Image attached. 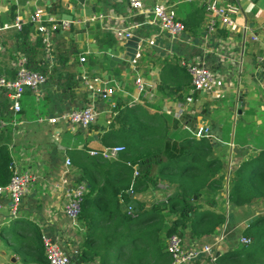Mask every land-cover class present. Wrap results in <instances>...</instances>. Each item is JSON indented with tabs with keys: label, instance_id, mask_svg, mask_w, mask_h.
<instances>
[{
	"label": "crops",
	"instance_id": "1",
	"mask_svg": "<svg viewBox=\"0 0 264 264\" xmlns=\"http://www.w3.org/2000/svg\"><path fill=\"white\" fill-rule=\"evenodd\" d=\"M76 1L78 0H20L17 4L14 0H0V72L7 77L15 75L18 61L25 55L23 48L26 41L17 37L18 30L4 28V25L11 23L17 14L27 18L39 8L46 17L50 15L57 20L68 19L67 14H72V19L78 18L81 11L88 10L92 14L84 16L99 14L105 16L93 23L74 24L69 30L56 31L52 40L54 47L52 61L47 58L43 46L34 47L40 38L34 26L31 27L27 39L31 49L34 48L31 64L38 68L43 67L48 76L63 73L64 87L57 89L49 82L42 84L40 88L42 96L39 100L34 99L36 119L30 120L24 114L21 117L17 115L20 123L12 133V142L9 145L13 162L19 170H29L39 177L31 191L23 198L18 217L10 216V202L7 197L0 195V247L3 248L4 240H7L9 246L16 247L15 250H10L9 246L5 245L6 249H0V264H41L34 255L33 240L37 230L34 226L39 229L42 236L48 234L56 240L61 235L63 238L59 241L70 254L78 251L82 234L85 232L84 226L79 221L77 224L73 223L64 215L63 194L60 190H53L52 184L65 158L70 157L69 151L85 147L89 148L88 150L100 149L105 146L100 138L108 128V119L112 117L108 115L107 110L110 109L112 102L118 101V98H127L129 106L138 107L146 112L148 117L166 114L169 118H178L177 115L181 114L182 120L187 113L195 114L194 116L201 119L200 112H207L216 123V132L221 134V140L214 144L210 137L208 138L216 149L214 157H224L227 162L226 190L232 173L245 160L264 151V47L251 38L264 24V0H220L225 7L232 6L236 9L237 26L232 29H221L220 34L223 38L220 41L234 52L238 58L237 63L223 61L217 55L205 51L209 44L208 47L215 46L216 40L213 35L208 38L209 40L205 37L208 15L204 0H143L142 11L134 10L129 0H85L82 10L76 5ZM158 3L165 4L183 23L187 20L202 19V30L198 35L185 31L180 39L172 40L151 21V11ZM12 6H15L14 16ZM113 16L125 17L130 23L137 24L138 27L133 29L134 35L125 38L113 34L109 30ZM134 38L138 39L134 40L138 47L137 54L134 59L129 57L125 60L126 44ZM206 40L208 43L205 44ZM122 48L120 61L112 63V52ZM82 54L86 56L84 62L80 61ZM183 60L203 62L208 69L215 72L216 92L194 91L191 75L181 65ZM179 72L181 76L186 73V76L177 78ZM84 73L90 77L99 76L103 80L102 86L109 85L115 88V92L107 97L109 99L97 97L96 106L101 113L96 122L87 131L79 130L67 122L57 125L39 122L37 119L41 115L58 114L88 105L89 97L82 81ZM137 77L143 78L145 92L140 93L135 88ZM26 94L35 97L30 90L22 97ZM189 97L193 99L188 101ZM236 97L243 102L239 107H236L238 102ZM7 98L8 104L5 102ZM11 104L10 97L0 93V107L9 112L7 118L12 116ZM183 124L195 136L194 131ZM190 124L195 126L194 120ZM209 124L210 122H207L206 126ZM202 126L203 123L198 124V128ZM224 147H227L226 154L222 150ZM158 168L155 167V172ZM75 177L76 174L73 173L72 180ZM102 184L103 180L100 181V186ZM165 190L170 189L149 183L141 186L139 193H132L135 194L139 206L140 202L165 203V197L168 195L164 194ZM224 197L227 200V192ZM128 208L124 205V210ZM248 213L252 215L250 219L264 214V201L251 205ZM227 214L229 216V212ZM250 219L230 222L228 217L225 229L231 225L230 229H236L240 233ZM64 221L66 223H63ZM10 223L19 224L18 228L23 227L30 231L18 232L29 245H18L21 238L13 239L8 235L6 226ZM109 228L110 225L105 223L104 216L99 215V235L109 234ZM72 232L79 234L78 242L73 239ZM217 235L199 240L212 243ZM188 237L195 238L191 234ZM75 244H79L77 248ZM97 245L98 243L93 246ZM234 246L236 244L232 238H227L224 244L219 246L218 252L221 254ZM116 249L117 245L114 247V250ZM78 252L81 253V249ZM74 261L78 262V254ZM79 264H100V257L97 255L86 257V260ZM196 264L211 263L207 258H202Z\"/></svg>",
	"mask_w": 264,
	"mask_h": 264
},
{
	"label": "trees",
	"instance_id": "2",
	"mask_svg": "<svg viewBox=\"0 0 264 264\" xmlns=\"http://www.w3.org/2000/svg\"><path fill=\"white\" fill-rule=\"evenodd\" d=\"M14 7L11 8L13 16ZM202 22V19L187 20L184 23L186 31L198 35ZM31 27V24L26 25L16 35L26 41L23 51L28 57V66L43 71V67L31 64L34 48L31 49L27 42ZM34 47L42 48L41 39ZM176 76L179 78L180 72ZM34 99L28 94L22 97L19 117L24 114L30 120L36 119ZM5 102L9 103L8 98ZM160 115L148 117L138 107L129 106L127 98H118L114 115L108 119V128L100 140L105 146L124 147L119 160L92 156L87 147L69 151L76 174L74 180L84 182L87 188L79 216L85 232L75 264L94 255L100 257V264H171V256L166 250L170 234L189 232L198 239L212 237L221 232L228 217L230 222L248 220L252 217L248 214L250 206L264 201V151L245 160L232 173L226 190L227 162L224 157H214L216 149L210 139H196L182 120ZM0 116L7 118L9 112L0 107ZM11 142V128H0V185L8 184L13 173ZM222 150L227 153V147ZM129 163L138 167V176L134 175V168ZM159 181L170 189L165 203L140 202L138 209L132 208L130 212V191L139 193L141 186ZM174 191H177L175 196L172 195ZM226 192L228 201L224 197ZM124 205L129 207L128 210H124ZM99 215L110 225V233L105 236L98 233ZM34 227L37 229L33 240L34 255L41 264H49L42 234ZM16 229L20 233L30 232L23 227ZM240 234L249 237L251 243L236 244L219 254L218 263L264 264V216L254 218ZM20 238L18 245H29L21 235ZM96 243L98 245L94 247Z\"/></svg>",
	"mask_w": 264,
	"mask_h": 264
},
{
	"label": "built area",
	"instance_id": "3",
	"mask_svg": "<svg viewBox=\"0 0 264 264\" xmlns=\"http://www.w3.org/2000/svg\"><path fill=\"white\" fill-rule=\"evenodd\" d=\"M19 3L20 0H14ZM130 6L134 10H144L143 0H129ZM77 2V3H76ZM76 5L78 1H76ZM205 9L208 15V21L204 30L205 37L208 39L211 35L216 40V45L213 47H206L205 51L217 55L223 61L238 62V58L234 52L230 50L229 46L221 43L220 39L223 37L220 34L221 29H232L236 27V9L232 6H224L220 0H204ZM151 21L158 25L160 31L169 35L172 40H178L186 31L185 25L182 21L163 4L158 3L154 6ZM46 15L42 10L37 8L33 14L25 18L21 14H17L11 23L4 25V28H14L22 31L28 24L34 26L38 37L41 39L42 46L47 54V58L52 61L54 59V47L52 44L53 36L56 31L69 30L72 25H85L89 22L93 23L99 19L104 18L103 14L94 16H80L71 20L60 19L57 20L52 16ZM109 18H111L109 16ZM138 27L137 24L130 23L127 18L112 17V23L109 30L115 34L125 38H130L134 35L133 29ZM264 24L257 29V32L252 34V40L257 41L264 47ZM209 40V39H208ZM206 40L205 44L208 43ZM28 57L23 55L18 61L15 76L13 78L0 74V93L6 94L11 99L12 116L10 118L0 117V128L10 127L13 133L20 121L17 118L21 111V99L23 94L30 90L34 94L36 100L42 96L41 85L48 80V74L41 70H34L27 64ZM80 61H86L85 55H80ZM188 73L191 75V82L194 91L199 92H216L217 75L212 70L208 69L203 62L185 61L181 62ZM50 67V66H49ZM83 84L89 97L88 105L80 109H71L53 115H41L38 117L39 122L48 123L50 125H57L61 122H67L71 126L79 130L87 131L97 120L101 111L96 106L97 97L104 100L109 99L108 96L115 92V88L109 85L102 86L103 80L99 76L90 77L86 73L82 76ZM135 88L138 92H145L144 80L137 77L135 80ZM193 98L189 97L187 100L191 101ZM116 108V103L112 102L110 109L107 110L109 116H113ZM182 113V112H181ZM181 114L177 117L180 118ZM205 130V131H204ZM207 129L200 128L195 136L202 137V133ZM124 150L123 146H104L100 149H90L88 153L92 156L101 155L105 159L119 160L120 153ZM134 168V175H139V170L136 165L128 164ZM74 167L70 157H66L63 165L59 170L57 179L55 178L52 189L61 191L65 200L63 213L73 223L77 224L81 214L85 195L87 193L86 184L84 182L77 183L72 180ZM38 175L29 171H21L14 164L13 173L8 184L0 185V195L8 198L10 202V216L18 217L19 208L23 198L31 191L34 184L38 180ZM132 192V190H131ZM132 208L130 207V212ZM15 219V218H13ZM224 229L216 236L214 242L204 243L197 238L188 239L183 234L172 233L167 237L166 250L171 256V264H196L200 259L207 258L211 264L218 263V255L220 252L219 246L226 240ZM42 241L45 247V252L49 264H75L74 259L77 257L78 251L75 254H70L66 249L58 243L53 237L48 234H43ZM251 239L247 236H240V244L249 245ZM75 256V258H73Z\"/></svg>",
	"mask_w": 264,
	"mask_h": 264
},
{
	"label": "water",
	"instance_id": "4",
	"mask_svg": "<svg viewBox=\"0 0 264 264\" xmlns=\"http://www.w3.org/2000/svg\"><path fill=\"white\" fill-rule=\"evenodd\" d=\"M84 2L85 0H78V4L77 6L82 10L84 9ZM94 12V11H93ZM85 14H92L91 11H86V12H82L81 11V16H84ZM66 18L68 19H72V14H67ZM85 29V26L83 27ZM134 40H137V38H134L133 40H129L126 44V57H125V60H127L129 57H131V59H134L135 58V55L137 54V51H138V47L137 45L134 43ZM123 51V48L120 49L119 51H116L115 52H112L113 54V57H112V63H114V61H120V54L121 52ZM64 75L63 73H59L57 74L56 76L50 74L48 76V80L47 82H49L50 84H52V86H55L57 89H60L61 86L64 87ZM66 86V85H65ZM63 92H64V89H62ZM236 99L238 100V102H236L237 106L236 107H239L241 104H243V102H241V100H239V97H236ZM195 114H188L185 113L184 116H183V119H182V122L185 123L191 130L194 131V133L198 132L200 130V128H198V124L199 123H203V128L204 129H207V133L203 131V135L202 136H207V137H210L212 143L214 144L215 142H218L219 140H221V137H220V132H216V123L210 118V116H208V113L205 112V111H202L200 112V118L201 119H198L197 116H194ZM194 120V124L195 126L191 125L190 122ZM201 120V122H200ZM207 122H210L209 126L207 125L206 126V123ZM131 193V201H130V206L131 208L133 209H138V201L135 200V194ZM177 193H174L173 196H175ZM254 219H250L249 221H247V225H249V223L251 221H253ZM226 224L223 226L225 228ZM73 258H75V256H73Z\"/></svg>",
	"mask_w": 264,
	"mask_h": 264
},
{
	"label": "rangeland",
	"instance_id": "5",
	"mask_svg": "<svg viewBox=\"0 0 264 264\" xmlns=\"http://www.w3.org/2000/svg\"><path fill=\"white\" fill-rule=\"evenodd\" d=\"M179 120H181V118H179ZM159 187H162V188H168V185H166V184H164L162 181H159V182H157L156 183ZM169 192V190H165L164 191V194H167ZM174 193H177V191H174ZM173 193V194H174ZM169 194V193H168ZM172 194V195H173ZM166 198V197H165ZM228 201V200H227ZM228 208H227V204H226V211L227 212H229L228 210H227ZM239 214V213H238ZM241 214V213H240ZM249 214V213H248ZM250 215V214H249ZM258 216H264V214H262V215H258ZM237 218V217H236ZM63 223H66V221H64ZM19 225V224H18ZM17 224H13V223H10L8 226H6V228L8 229V235H10V237H12L13 239H19V234H18V232H19V229H16V227L18 226ZM233 225V224H232ZM230 227H231V225L229 226L228 225V227H227V229H225L224 227H223V229L225 230L224 231V235L226 236L225 238L227 239V238H232V240L234 241V244H239L240 243V236H241V234L239 233V232H237V230L236 229H230ZM18 228V227H17ZM188 233V234H187ZM187 233H184V236H186V238L188 237V235L190 234L189 232H187ZM71 235H72V237H73V239H76L77 240V242L80 240L79 239V234L77 235L75 232H72L71 233ZM62 236L60 235L59 237H58V239H56L57 241H58V243L59 244H61V242L59 241V239L60 240H62ZM189 238V237H188ZM8 245V242H7V240H4V244H2V246H3V248H5L6 249V246ZM62 245V244H61ZM76 245V247L75 248H77L78 247V245L79 244H75ZM9 246V245H8ZM63 246V245H62ZM64 247V246H63ZM3 248L2 247H0V249H2L3 250ZM14 248H16V247H14ZM13 248V246L11 247V246H9L8 247V249H10V250H15ZM4 249V250H5ZM81 249V245L77 248V250L79 251ZM69 253H70V251H68Z\"/></svg>",
	"mask_w": 264,
	"mask_h": 264
}]
</instances>
